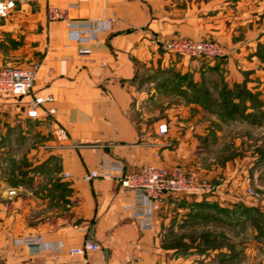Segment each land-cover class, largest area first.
Returning <instances> with one entry per match:
<instances>
[{
	"label": "crops",
	"instance_id": "crops-1",
	"mask_svg": "<svg viewBox=\"0 0 264 264\" xmlns=\"http://www.w3.org/2000/svg\"><path fill=\"white\" fill-rule=\"evenodd\" d=\"M16 1L5 21L38 17L45 26V53L33 94L54 97L46 108L54 107L57 114L49 118L43 109L34 121L27 116V98H0V144H15L21 137H7L6 122L21 132L32 127L29 142L34 144L26 169L19 156L9 167L5 148L0 153V264H179V248L165 244L186 239L184 233L196 219L191 208L209 193L165 196L154 230L143 232L127 210L136 202L132 190L116 180L83 182L101 157L121 163L127 174L147 165L168 170L182 166L198 181L217 183L219 172L224 183L217 189L230 192L244 172L231 177L230 163L217 173L208 170L206 161L215 155L211 147L224 142L219 129L225 126L256 128V157L245 161L248 180L255 181L256 175V189L264 193V0ZM50 7L65 11L66 20L50 23ZM109 18L115 19L111 27L105 21ZM88 20L110 29L92 41L78 28ZM173 38H214L230 50L215 65L166 51L165 43ZM213 68L226 70L208 71ZM144 71L156 74V81L148 82ZM176 75L204 86L198 100L181 99L186 87L175 85ZM224 85L231 91L242 87L243 95L234 102L246 118L221 116ZM161 125L168 128L163 136ZM55 126L68 133L63 145L51 136ZM9 189L17 195L9 197ZM256 204L264 210V200ZM35 236L63 248L33 255L20 241ZM88 241L100 250L70 254ZM184 255L194 257L189 264H196L195 249Z\"/></svg>",
	"mask_w": 264,
	"mask_h": 264
},
{
	"label": "rangeland",
	"instance_id": "rangeland-1",
	"mask_svg": "<svg viewBox=\"0 0 264 264\" xmlns=\"http://www.w3.org/2000/svg\"><path fill=\"white\" fill-rule=\"evenodd\" d=\"M38 21V17L30 20L28 16H15L9 21L0 20L2 64L29 67L40 62L45 53V26ZM202 40L216 42L225 51L223 58L206 61L218 65L228 56L227 51L230 49L223 46L220 41L214 38ZM235 51L232 52L237 56ZM218 70L224 72L226 69L213 68L208 71ZM184 78H187V75L177 79L175 85L187 88V83H183ZM175 89L179 91L178 88ZM147 103L153 105L156 102L149 100ZM1 129L0 123V135H2ZM4 129L7 137L15 136L18 139L21 136L15 144H0V153L5 148V164L11 167L13 161L17 159L14 157L19 156L20 167L26 169L28 155L34 148V144L29 142L33 135V128L28 125L21 132L18 128H13L11 122H6ZM219 130L223 134L224 142L211 147L215 155L211 160L206 161V168L217 173V171L226 170V164L230 163L231 177L237 174V170L239 174L244 172L243 177L241 181L236 182L238 185L235 191L224 192L217 189V185L224 183L222 174L218 172L216 178L218 184L211 183L215 187L214 190L208 194L209 196L206 195L208 198L203 197L194 208H191V213H195L196 219L191 220L189 232L184 233L186 239L183 240L182 236V239L168 241L165 245L170 248L178 247L182 251L180 262H177L179 264H189L194 260V257L184 255L189 249H195L198 254L196 264H264V234H262L264 210H261L260 218L256 214V203L264 200V193L256 189V175L255 181L248 180L251 172L246 166L247 160L245 161V159L256 157V128L243 130L237 126L228 125ZM2 159L1 155L0 161ZM237 162L241 166L239 169H237ZM248 189L253 190V195L248 194ZM259 219L262 221L260 222ZM203 252H207V255L202 256Z\"/></svg>",
	"mask_w": 264,
	"mask_h": 264
},
{
	"label": "built area",
	"instance_id": "built-area-1",
	"mask_svg": "<svg viewBox=\"0 0 264 264\" xmlns=\"http://www.w3.org/2000/svg\"><path fill=\"white\" fill-rule=\"evenodd\" d=\"M16 0H0V20L10 18L16 9ZM66 12L50 7L48 11V21L50 23L66 20ZM109 27L115 22L114 18L105 20ZM96 21H87L85 28L80 35L86 34L89 39L97 40L99 35L108 32V28L99 25ZM164 49L173 54L186 56L189 58H201L205 60L221 59L225 55L223 47L210 40H193L189 38H173L167 41ZM81 54H90L89 50H82ZM40 65L35 64L30 67H17L14 65L0 64V98L15 97L27 98V116L31 120H38L40 112L45 109L46 116L55 118L57 110L54 107L46 108L48 104L54 102L52 96H37L33 94L34 86ZM168 131L167 125L159 127L160 135H165ZM51 136L58 145H63L69 140L68 133L61 126H55ZM77 147V145H74ZM70 177V174H65ZM116 180L123 187L132 190L136 194V202L127 207L133 219H135L143 232H151L155 226V214L160 209L162 199L168 195H201L214 190V185L205 180L198 181L196 177L182 166H175L168 170L158 165L143 166L138 171L127 174L121 163L109 157H101L99 164L93 170L87 172L82 180L85 183H92L97 180ZM253 190L248 189V194L253 195ZM9 197L17 195L15 189L7 191ZM20 245L30 250L33 255H38L45 249H53L60 252L63 246L46 245L39 236L26 237L20 241ZM100 246L93 242H86L81 248L70 250L71 255L86 256L90 251H98Z\"/></svg>",
	"mask_w": 264,
	"mask_h": 264
},
{
	"label": "trees",
	"instance_id": "trees-1",
	"mask_svg": "<svg viewBox=\"0 0 264 264\" xmlns=\"http://www.w3.org/2000/svg\"><path fill=\"white\" fill-rule=\"evenodd\" d=\"M1 21H5V20H1ZM17 67H22V66H17ZM30 67V66H29ZM144 73V76L145 77H149V80L148 82H151V81H154L156 79V74H161L160 71L158 70L156 72L155 75H151L149 72H143ZM176 79H181V76H177L176 75ZM160 83H164L166 84L164 81L163 82H160ZM183 83H187V88L183 91H181L179 94L180 96H182L184 99H186L187 101L190 100L191 98L192 99H196L198 100V97H199V94L201 95L203 91V88L204 86L203 85H197V84H194L193 82H190L188 81L187 78H184L183 79ZM176 88V87H175ZM174 88V89H175ZM191 90L192 92L194 91L196 94H198L196 97H194V95L192 94H189L188 90ZM242 87H236L235 88V91H231V90H228V87H226L225 85L223 86V91L221 93L222 95V104L220 105L221 107V116L224 118V119H229L233 116H245V118L247 117L245 115V112L242 111L234 102V98L236 97H241L243 95V90H241ZM201 98V97H200ZM203 98V97H202ZM201 98V99H202ZM256 214L258 215V217L260 218L262 216L261 214V210L257 209L256 208ZM264 219V218H263ZM260 220V219H259ZM262 221V219L260 220V222ZM263 223H264V220H263ZM264 230V228H263ZM262 234H264V231H262ZM261 235V233H260ZM176 248V247H175ZM178 248V247H177ZM183 254L182 251L180 249H178V254Z\"/></svg>",
	"mask_w": 264,
	"mask_h": 264
}]
</instances>
